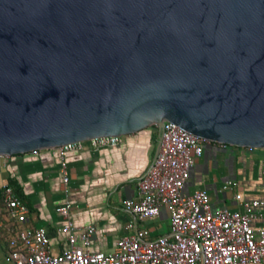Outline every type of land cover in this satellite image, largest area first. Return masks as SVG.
Here are the masks:
<instances>
[{
    "label": "water",
    "instance_id": "1",
    "mask_svg": "<svg viewBox=\"0 0 264 264\" xmlns=\"http://www.w3.org/2000/svg\"><path fill=\"white\" fill-rule=\"evenodd\" d=\"M164 123L264 149V0H0V156Z\"/></svg>",
    "mask_w": 264,
    "mask_h": 264
},
{
    "label": "crops",
    "instance_id": "2",
    "mask_svg": "<svg viewBox=\"0 0 264 264\" xmlns=\"http://www.w3.org/2000/svg\"><path fill=\"white\" fill-rule=\"evenodd\" d=\"M157 136V130L148 127L121 136L115 146L96 151L84 144L81 150L68 153L67 194L52 150L0 156V264H8L9 238L20 228H43L50 253L64 251L67 235L58 230L65 220L56 209L65 201L74 226L93 227L89 245L93 251H112L119 238L140 230L147 231V239L166 234V209L161 208L153 219L138 221L122 206L123 200L137 199L136 182L152 161ZM9 179L17 181L25 196L20 200L28 209L23 224L10 219L2 201L4 187L11 188L6 185ZM197 189L206 191L212 207L230 211H242V202L264 199V149L204 143L200 156L193 159L183 192ZM256 211L264 214V208ZM261 223V218L254 221Z\"/></svg>",
    "mask_w": 264,
    "mask_h": 264
},
{
    "label": "built area",
    "instance_id": "3",
    "mask_svg": "<svg viewBox=\"0 0 264 264\" xmlns=\"http://www.w3.org/2000/svg\"><path fill=\"white\" fill-rule=\"evenodd\" d=\"M120 141L121 136H108L47 149L58 158L64 193L69 190L68 153L81 150L84 144L97 151ZM204 143L210 142L164 123L157 155L136 182L137 199L122 201L123 208L138 221L153 219L161 208L166 209L169 217L166 234L147 239V231L140 230L119 238L112 251H93L89 248L93 227L74 226L69 218L70 205L65 201L56 210L65 220L58 231L67 235V248L53 255L43 228H20L9 238L6 261L8 264H264V214L256 211L264 208V199L242 202V211H230L212 207L204 190L183 192L193 159L200 156ZM2 201L10 219L18 224L26 221L28 209L11 188L4 187ZM259 218L262 223L255 225Z\"/></svg>",
    "mask_w": 264,
    "mask_h": 264
},
{
    "label": "trees",
    "instance_id": "4",
    "mask_svg": "<svg viewBox=\"0 0 264 264\" xmlns=\"http://www.w3.org/2000/svg\"><path fill=\"white\" fill-rule=\"evenodd\" d=\"M152 128L156 129L154 126H151ZM242 149H246V148H242ZM7 186H10L15 194V196L21 200L24 201L25 196L22 193L21 187L19 186V184L17 183V181H15L14 179H9L7 181ZM0 202H1V197H0Z\"/></svg>",
    "mask_w": 264,
    "mask_h": 264
},
{
    "label": "rangeland",
    "instance_id": "5",
    "mask_svg": "<svg viewBox=\"0 0 264 264\" xmlns=\"http://www.w3.org/2000/svg\"><path fill=\"white\" fill-rule=\"evenodd\" d=\"M231 147V146H230ZM202 149H203V147H202ZM195 158V157H194Z\"/></svg>",
    "mask_w": 264,
    "mask_h": 264
}]
</instances>
